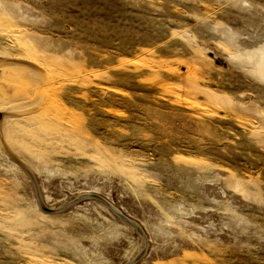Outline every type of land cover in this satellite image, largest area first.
<instances>
[{
  "label": "rangeland",
  "instance_id": "1",
  "mask_svg": "<svg viewBox=\"0 0 264 264\" xmlns=\"http://www.w3.org/2000/svg\"><path fill=\"white\" fill-rule=\"evenodd\" d=\"M0 264H264V0H0Z\"/></svg>",
  "mask_w": 264,
  "mask_h": 264
},
{
  "label": "bare ground",
  "instance_id": "2",
  "mask_svg": "<svg viewBox=\"0 0 264 264\" xmlns=\"http://www.w3.org/2000/svg\"><path fill=\"white\" fill-rule=\"evenodd\" d=\"M70 205V204H69Z\"/></svg>",
  "mask_w": 264,
  "mask_h": 264
}]
</instances>
